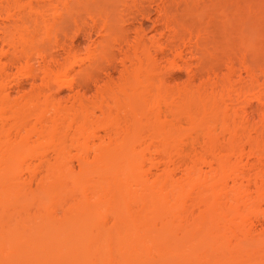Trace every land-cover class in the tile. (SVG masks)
<instances>
[{"label": "bare ground", "instance_id": "obj_1", "mask_svg": "<svg viewBox=\"0 0 264 264\" xmlns=\"http://www.w3.org/2000/svg\"><path fill=\"white\" fill-rule=\"evenodd\" d=\"M125 2L0 0V264H264V65L202 58L204 78L170 86L138 33L120 81L98 83ZM80 9L102 37L77 53L59 40ZM13 61L36 90L12 96Z\"/></svg>", "mask_w": 264, "mask_h": 264}, {"label": "rangeland", "instance_id": "obj_2", "mask_svg": "<svg viewBox=\"0 0 264 264\" xmlns=\"http://www.w3.org/2000/svg\"><path fill=\"white\" fill-rule=\"evenodd\" d=\"M125 1L126 6H122L116 12L118 26L124 29V38H118V43L113 50L115 55L110 60L111 65L103 66L104 69L101 68L100 72L98 71L100 76L98 83L120 81L124 67L130 65L126 52H132L138 33L145 37L146 43L144 44L150 46V51L155 53L154 56L161 67L162 76L170 86L181 84L189 79L198 83L201 78H204L205 74L202 75V73L205 70L198 65L202 58L214 62L216 67L218 66L215 74L219 75L226 70L225 66L229 62H232L234 67H238V69L234 68L235 72L240 71L242 75H245V72L240 66L254 63L264 65V0ZM90 15H92L90 9L86 11L80 9L76 13L73 21L71 20L66 26L65 35L60 37L61 46L70 47L73 51L82 53L85 48L98 44V39L100 40L99 37H102V34L101 31L99 32V25L92 22ZM174 29L181 36L178 46L182 50V55L175 58L179 64L177 66L170 62L173 59L174 47L170 45L172 42H170L169 34ZM159 45L162 47V52L154 50ZM2 46L5 50L8 49L6 45L2 44ZM54 52L56 59L61 60L64 57L61 47L55 48ZM4 58L9 60L11 56L8 54ZM9 64L7 71L10 77L13 78L15 74L18 76V63L13 61ZM35 67V72H39L40 67ZM199 69L204 71L201 72ZM72 74L74 71L71 72ZM209 74L212 76L214 72L210 71ZM18 77V81L11 78L9 80V88L13 97L31 93L40 86L38 85L40 80L35 79L36 76ZM94 88L95 86L90 82L89 87L82 90L89 97ZM72 92V89L64 86L63 88L61 86L52 87L48 91L60 100H67ZM261 107L260 101L252 99L247 107V119H255L251 122L256 121L258 110ZM74 152L71 149V153ZM249 159L253 158L249 157ZM71 162L78 169L76 159L71 158ZM21 173L23 176L26 175L24 174L26 172ZM34 184H32L33 189ZM76 233L79 235L81 232Z\"/></svg>", "mask_w": 264, "mask_h": 264}]
</instances>
